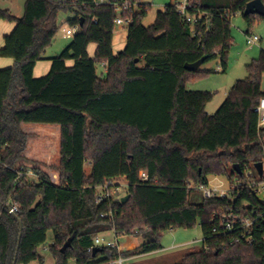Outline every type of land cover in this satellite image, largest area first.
Segmentation results:
<instances>
[{"label": "trees", "instance_id": "16d2710c", "mask_svg": "<svg viewBox=\"0 0 264 264\" xmlns=\"http://www.w3.org/2000/svg\"><path fill=\"white\" fill-rule=\"evenodd\" d=\"M249 1L187 0L189 13L199 15L193 23L168 4L146 27L148 5L141 0H24L19 17L0 7V20L15 25L0 47V57L13 60L0 68V264L13 263L17 245L15 264H43L38 248L48 231L54 264H113L161 249L163 232L197 221L203 244L176 264H264V225L255 228L251 246L231 244L233 234L213 231L214 213L243 201L252 204L254 196L194 198L209 175L232 181L239 177L233 165L242 170L261 160L264 131L257 130L254 108L264 97V50L245 65V78L232 84L213 114L205 106L214 93L186 85L214 71L184 68L218 58V71L226 70L230 18L243 16ZM58 12H71L66 22L78 28L49 59V71L34 77L36 62L59 29ZM117 18L128 21V30L125 46L114 53ZM262 18L243 16L246 35L254 19ZM90 44H96L92 57ZM97 65L104 69L100 75ZM23 123L59 125L57 183L23 155L28 140ZM29 170L35 181L28 179ZM141 171L147 181L139 178ZM118 179L124 193L97 202L105 192L101 187ZM5 205L13 208L21 229ZM108 231L141 236L143 242L122 252L88 250L95 236ZM69 238L71 245L61 252Z\"/></svg>", "mask_w": 264, "mask_h": 264}, {"label": "rangeland", "instance_id": "374dc122", "mask_svg": "<svg viewBox=\"0 0 264 264\" xmlns=\"http://www.w3.org/2000/svg\"><path fill=\"white\" fill-rule=\"evenodd\" d=\"M20 2L21 0H16V2H14V7H17L16 3H18L20 6ZM141 2L148 5L147 14L142 20V23L143 25H145V27L150 25L154 21L155 14L158 10H162L165 5L173 3L172 0H141ZM17 9H15L14 11L17 12ZM71 16V12L57 13V23L59 25V29L52 39L49 47L46 48L42 60L48 61L50 58L58 55L70 42L71 38L65 36L63 28L69 27L66 19L70 18ZM230 28L233 40L227 55L226 70L224 72L218 71L219 59H214L200 66L201 70H213L214 72L205 75L202 74L193 81H189L186 85L188 90H207L214 93L213 98L205 106V111L207 112V114H213L217 110V108L223 102L227 90L232 86V84L236 80L245 78V65L252 59L257 58L260 50H264V18L254 19L252 25L249 27V33H251L252 35H257L260 38V41H258L257 44L251 47H248V45L246 44V30L248 29V26L241 14L237 13L230 18ZM127 30L128 29H126V25L115 26L113 34L114 46H117V43L121 41L119 34L121 32H126ZM96 72L98 75L103 73V69L100 65L96 66ZM261 86L264 87V73H262L261 77ZM29 125L30 129H34L36 132H48L45 126L46 124L37 126L40 124L30 123ZM36 162L40 163L38 161ZM40 164H42V166L46 170L51 181H57V179L53 177V175H55V172L53 173V171L56 170L54 169V166L58 164V160H49L47 165H44L45 163L43 164V162H41ZM84 169L86 173H89L90 168L88 165H85ZM27 177L32 181L36 180L32 174H27ZM207 178L210 182H214V175H209ZM218 178L222 179V181L224 182L227 179L223 175H218ZM115 187L116 184L111 186L112 189H114ZM112 189L110 191H112ZM123 193L124 186H121L119 190L116 191L114 197L117 198ZM202 195L203 194H201V192L197 191L194 198L199 200L200 198H202ZM259 196L260 198L264 199V192L260 193ZM100 236L105 240L116 242L121 252L124 250L135 248L143 242L141 236L129 234L115 237L112 231L105 232ZM46 238L47 239L44 245L38 248V252L43 257V264H54V259L52 258V254L50 253L48 248V246L54 239L51 231L47 232ZM160 241L162 245L161 249L151 253L124 259L123 264H176L184 253L197 250L203 244L199 221H197L196 224L190 228H175L163 232ZM29 264L39 263L37 261H34ZM69 264H72V262L70 261Z\"/></svg>", "mask_w": 264, "mask_h": 264}, {"label": "built area", "instance_id": "2783aa9c", "mask_svg": "<svg viewBox=\"0 0 264 264\" xmlns=\"http://www.w3.org/2000/svg\"><path fill=\"white\" fill-rule=\"evenodd\" d=\"M105 0H98L99 3H103ZM178 14L184 16L187 21L193 23L199 19V15L190 14L188 9L190 5L187 0H172ZM124 2V6H126ZM115 26L126 25L128 21H124L121 18L115 20ZM77 25L63 28V32L66 37H72V35L77 30ZM260 38L257 35L248 34L246 36V44L251 47ZM254 111L257 116V130L264 131V97H260ZM261 164L260 172L255 168V164L252 167L247 165L241 170L239 177L231 179H226L225 182L218 178V175H214L213 181L210 182L208 179L205 184L198 187V191L201 192L202 198L204 199H215V198H225L230 201H234L236 198L241 196L242 192H247L248 194L254 196V202L250 204L247 201H243L240 207L235 209L230 208L226 211L216 212L213 217L216 221V226L213 231L216 233H231L233 238L230 243L238 244L242 243L247 246H251L254 242L255 228L264 225V199L260 198L259 194L264 192V148H262L261 160L258 162ZM27 174H32L29 170ZM139 178L143 181H147L148 177L145 171L139 172ZM156 182V180H154ZM116 184V187L109 191V185ZM125 185V183H124ZM117 182V180L112 181L110 184H105L101 188L105 192L98 195L97 202L101 201L103 198L108 197L116 193L121 186H124ZM94 247H110L119 250V246L116 242L105 240L100 235H97L93 239V245L88 248V250ZM123 258H118L114 261L116 264H123Z\"/></svg>", "mask_w": 264, "mask_h": 264}, {"label": "crops", "instance_id": "0c3cea01", "mask_svg": "<svg viewBox=\"0 0 264 264\" xmlns=\"http://www.w3.org/2000/svg\"><path fill=\"white\" fill-rule=\"evenodd\" d=\"M14 2H16V0H0V7L4 9H8L12 15H14L15 17H19L22 14V5L24 0H21L20 6L18 3H16L17 7H14ZM14 8L15 9L18 8L17 9L18 11L17 12L14 11L15 10ZM13 26H15L13 22L0 20V47L3 44L4 35L9 33L13 28ZM126 35H127V31L121 32L119 34L121 41L117 43V46H114L113 44L114 39H112V48L114 53H117V51L121 50L125 46L124 41L126 40ZM95 46L96 44H90L87 47V52L90 57H92L94 54ZM12 64H13V60L11 58L0 57V68L9 67ZM66 64L71 65L72 61H67ZM50 65L51 62L49 60L37 61L33 68V76L40 77L45 75L49 71ZM29 124L28 123L21 124L22 130L28 134V138H27L28 140L23 155L29 160L38 161L40 163L43 162V164L45 163L44 165H47L49 160L57 159L59 161L60 158L59 157V134H60L59 125L46 124L45 126L48 132L42 133V132H36L34 129H30ZM31 124H35V123H31ZM32 126H36V125H32ZM37 126H42V125L40 124ZM40 163H38L37 166L38 167L40 166L42 170H45L42 164ZM53 173L56 174V179L58 181L57 176L59 173L57 172V170H54ZM57 181H53V182L57 183ZM117 182L124 185V181L122 179H118Z\"/></svg>", "mask_w": 264, "mask_h": 264}, {"label": "water", "instance_id": "95a60500", "mask_svg": "<svg viewBox=\"0 0 264 264\" xmlns=\"http://www.w3.org/2000/svg\"><path fill=\"white\" fill-rule=\"evenodd\" d=\"M242 14H243V16H246V15H249V14H257V15H260V16H264V3H262L261 0H252V1H249L245 5L244 12ZM203 61H204V58H201V59L197 60L194 63H187V64L184 65V68L186 70H189V71H195L201 65H203L202 64ZM255 168L260 172V170H261V164L260 163H256L255 164ZM233 170L237 174H240L241 173L240 167L238 165H233ZM128 198H129V195L128 194L124 195L121 198V202H125ZM5 207L12 214V216L17 220L18 225H19V228L21 229V222L17 218L16 214L14 213L13 208H11L8 205H5ZM20 238L21 237L19 235L18 244H19ZM71 240H72L71 238H69V239L66 240V242L62 245V247L60 249L61 252H64L66 250V248H68L71 245ZM17 250H18V245L16 247V254H17ZM16 254H15V257L13 259V263L12 264H15L16 263Z\"/></svg>", "mask_w": 264, "mask_h": 264}]
</instances>
